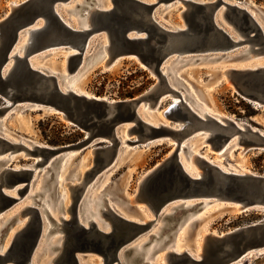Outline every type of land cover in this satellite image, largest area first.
Here are the masks:
<instances>
[{
  "label": "water",
  "instance_id": "95a60500",
  "mask_svg": "<svg viewBox=\"0 0 264 264\" xmlns=\"http://www.w3.org/2000/svg\"><path fill=\"white\" fill-rule=\"evenodd\" d=\"M72 1H75L74 7L91 6L86 27L66 23L62 17L60 10ZM179 1L184 5L179 15L181 27L174 28L154 16L158 3H173L174 0H109L110 5L106 8L99 7L97 0H21L10 3L8 12L0 17V98L3 101L0 115L22 108L52 111L86 131L87 141L96 144L92 149V165L84 169L77 182L68 184V217L60 219L61 243L49 264H80L79 258L89 253L100 258L97 264H138L139 261L151 264L146 259L142 261L143 246L153 236L150 230L156 220H161L158 235H165L163 245L171 240L187 216L211 202L227 205L239 213L249 209L264 212V172L224 169L203 156L200 149L198 154L188 157L189 139L194 136L205 134L200 148L208 147L206 149L221 153L233 136L243 150H264V134L232 116L199 115L196 107L191 108L188 104L193 98L179 93L181 87L177 77L171 82L177 85L173 88L167 81L168 72L163 70L164 62L169 58L187 59L177 65L179 67L187 62L215 59L231 51H237L235 57L245 56L247 52L264 53V31L242 0L231 3L224 0ZM219 3L226 8L221 22L215 20ZM256 13L264 24V11ZM38 23L40 25L35 26ZM25 31L29 37L19 55L13 49ZM236 36L239 38L234 39ZM101 37L106 41L103 60L99 48ZM90 46L97 47L92 54L97 56L84 71L97 62L101 68H107L119 58L130 56L154 76V82L136 96L113 100L62 89L59 73L30 64L32 58L59 48L72 51L66 59L68 72L78 66L81 69ZM243 48L245 52L241 53ZM10 60L12 63L7 68ZM224 73V80L237 95L264 105V65L228 67ZM172 97L178 101H170L164 108H159L162 99ZM145 104L153 112L160 109L164 122L145 121L140 115ZM124 125H127L128 136L124 139L125 145L165 142L170 146L164 156L139 177L130 201L124 200L126 207L129 203H139L151 217L138 221L104 203L103 214L109 228L100 229L91 219L84 225L77 215L84 187L96 174L99 175V171H105L117 161L118 132ZM66 147L43 144L27 147L0 136V151L7 148L10 153L21 148L24 153L49 157ZM187 162L190 168L186 166ZM34 167L2 169L0 212L23 195L33 181ZM6 170L16 178L7 180ZM22 178L26 179L23 188L16 185ZM14 186H17V196L7 192ZM25 212L28 214L25 223L0 252V264H33L31 256L40 240L43 221L36 204L25 207ZM42 213L51 221L46 209L42 208ZM15 216L0 227V241ZM52 231L47 228L44 237H49ZM141 238L147 239L138 251L135 244ZM263 252L264 217L224 233L206 232L198 257L184 250H169L167 264H248L251 256Z\"/></svg>",
  "mask_w": 264,
  "mask_h": 264
},
{
  "label": "rangeland",
  "instance_id": "374dc122",
  "mask_svg": "<svg viewBox=\"0 0 264 264\" xmlns=\"http://www.w3.org/2000/svg\"><path fill=\"white\" fill-rule=\"evenodd\" d=\"M19 1L21 0H0V17L8 12V5L10 3H18ZM103 1L104 0H102V2ZM242 1L246 6L247 4H253L260 7V9L263 8L262 11H264V0ZM74 3L75 1H72L66 6L64 5V8L63 10H60V13L67 23L69 22L75 26L76 24L78 25V18H80L82 13L78 11H66V9H70V7L73 8ZM168 3H158L154 12L155 18L167 25L177 27L181 26V24H179L181 23L179 15L181 13V9L184 8L182 3L174 1V4L172 3L170 6L165 5ZM84 8L87 7H83V10ZM73 9H75V7ZM77 9L79 8L76 7V10ZM260 20L263 23L261 18ZM39 23L36 24V26H39ZM227 28L229 29V27ZM230 32L232 35H235L233 31L230 30ZM24 35L28 36L26 31L21 38ZM21 38L19 39L18 44L20 43ZM237 38L239 37H236L235 39ZM102 41L104 43V38ZM90 47L91 48H89L85 53L87 57L84 60V66L72 74H67L65 76L66 79L64 83L72 80L73 74H76L79 76L74 78L75 81L73 84H79L80 89L85 90L94 96L118 100L136 96L150 87V85L154 82V76L150 75L144 66H142L135 58L130 56L119 58L111 67L107 69L101 68L100 63L97 62L84 71V68H86V66L97 56H92L97 47ZM93 49L94 51L92 52ZM244 50L245 48L242 49V52H245ZM61 51H63V49H54L46 54L34 57L33 61L36 60L34 62L37 64L43 67H48L50 71L60 69L63 73H65V55L67 52L71 53L72 51ZM236 53L237 51H231L219 58L195 61L193 63L187 62L179 66L175 70L176 77L181 87L180 91L185 94L187 93L193 98L195 102L192 104L200 103L211 113H218L230 117L232 116L243 120L252 128L258 129L264 133V105H260L258 103L256 104L255 102L253 103L249 99L237 95L231 85L224 80L226 78L224 74H222V70L225 68L223 67L224 65L238 67L239 63L247 62L249 59L256 61L262 60L264 59V54H261L260 57H252V54L248 52L245 56L235 57L234 55H236ZM212 56L213 54L210 55V57ZM182 62L183 61L177 63V61H175V64L179 65ZM219 71L222 78H219ZM170 101L171 99L169 98L162 99L159 108H164ZM2 104L3 101L0 98V105ZM155 114H157V117L162 118L161 112L159 113L157 111L154 115ZM0 126L10 139L21 142L27 147H30L31 144L37 143L54 147L67 146L65 150L54 153L49 157L42 154L25 155V153H23L24 151L21 150L16 152L14 151V153H11V156H13L11 162L5 168H28L35 165L33 170L38 172V170H40V168L44 165V170L38 173V180L35 181L32 189L33 192L31 194L35 191L38 192H36V194L32 197H28V199H30V202L31 200L33 202L34 199H38L42 196L41 199L43 200L46 198L45 193L51 192L50 203H56L60 198V207L68 205L67 203H69L70 200L68 186H65L64 188L65 195H61L58 198V191L61 189V180L59 179V183H55V181L57 177L59 178L62 176L64 177V182H73V180L76 181L77 173H79V177L83 173L84 169H87L92 165V149L96 144H94V142L90 143L87 141L88 138L86 131L78 129L72 123L62 119L58 114L53 113L52 111L42 109L39 112L34 108L11 109L10 111H7V115L0 119ZM124 126L121 128L119 135L121 132L123 133ZM204 136L205 134H202L201 136H194L189 139V144H193V153L195 150H197L198 153L200 152L199 149L202 150L206 157L210 158L220 167H222L224 163L233 167V169H247L257 173L264 172V150H243L242 147L238 145L236 136H233L229 140L231 145L224 149L221 153H216L215 151L206 149L208 147L200 148ZM169 147L170 146L165 142H162L161 144L153 142L145 146L123 144V147H121L119 151L117 161L112 166L105 169V171H99V177L97 176L98 179L90 191L93 193L100 191V193H103L102 198L108 197L112 199L115 202L116 208L126 214L136 216L141 219H144L148 215L151 217L150 213L145 210L144 207H134L133 205L135 202L133 204L129 203L126 207L124 200L127 199V201H130V194L134 191L139 177L142 176L146 170L156 164L164 156ZM67 151H70V155L64 157L63 154L65 155ZM13 165L18 166L14 167ZM224 169H227V167ZM36 171H33L32 173ZM4 175L7 180H11L10 178H16L15 175L10 174L9 170H6ZM25 182L26 179L22 178L18 181V183H16V185L23 188ZM40 186L41 188L39 189ZM26 200L27 198L18 200V202L11 205L10 208L7 207L1 211L0 216L9 217L15 214L18 212L23 203L26 202ZM262 217H264V212L262 211L249 209L245 212L239 213L232 211L227 205L211 202L201 211L195 213L192 217L195 218V220L187 225L183 229L184 231H179V233H181L178 237L183 245L189 246L188 248L193 249L196 247V249H199L201 237L205 232L214 231V233L218 234L224 233L235 227L256 221ZM21 218L22 217H19L17 222L14 223L15 225L13 223L8 225L6 232H8L7 230L9 227L17 226L19 221L22 220ZM158 221L161 225V220ZM6 232L2 235L1 241L3 239H5V241L7 240L8 235H6ZM175 232H177V230H175ZM175 232L174 234H176ZM57 235H60V233H54L53 236ZM141 239L140 241H143V238ZM154 242L155 241H153V243ZM44 254L46 253H42L41 256L47 258ZM83 257H91L90 259L92 263L97 261L98 258L96 255L91 253L86 254ZM157 262L159 264H163L161 260L156 259V263ZM248 264H264V252L256 256H251Z\"/></svg>",
  "mask_w": 264,
  "mask_h": 264
},
{
  "label": "bare ground",
  "instance_id": "6f19581e",
  "mask_svg": "<svg viewBox=\"0 0 264 264\" xmlns=\"http://www.w3.org/2000/svg\"><path fill=\"white\" fill-rule=\"evenodd\" d=\"M145 1H148V2H150V0H145ZM174 1H179V0H174ZM197 1H200V0H197ZM224 1H226L227 3H231V2H235V0H224ZM79 2V1H78ZM97 2H99V7H104V8H106V7H109V5H110V3H108L109 2V0H104L103 2H102V0H97ZM180 2V1H179ZM16 3V2H15ZM15 3H13V4H15ZM172 3H168V4H165V5H171ZM174 4V3H173ZM245 4V3H244ZM248 5H250V4H247V9H248V11H249V13L257 20V22L258 23H260V25H261V27H262V29H263V31H264V24L261 22V20H260V18H258V14L256 13V11H260V12H262V9H260V7H258V6H256V5H251V6H248ZM66 6V5H65ZM246 6V5H245ZM183 7H184V5H183ZM257 8L258 10H256V9H254V8ZM63 8H64V6H63ZM63 8H62V10H63ZM74 8V7H73ZM73 8H71L70 7V9H68V10H70V11H74V12H76V11H78V12H80V13H82L81 14V16H80V18H78V25L77 26H79V27H86L87 25H88V18H89V15H90V10H91V6H89V7H87V8H84V10H83V7L82 8H79V9H77L76 10V7H75V9H73ZM67 10V9H66ZM182 10H184V8L183 9H181V11ZM225 10H226V8H225V6L222 4V3H219V5L216 7V10H215V20H218L219 22H221V21H223V14H224V12H225ZM180 11V12H181ZM156 15V14H155ZM163 19V18H162ZM65 22H66V20H65ZM67 23V22H66ZM263 24V25H262ZM36 26V25H35ZM171 27H177V26H172V25H170ZM179 27H181V26H179ZM27 32V31H26ZM27 35H28V32H27ZM28 37L29 36H23L22 38H21V41H20V43L18 44V42H17V44L15 45V47H14V49H13V52H15V53H17V54H21L22 53V51H23V49H24V47H25V45L27 44V40H28ZM236 37H238V36H236ZM102 39H103V37H101V40H100V42H99V48H100V53L102 54V56H101V60H103L104 58H105V56H106V54L104 53V45L106 44V41H105V39H104V43H103V41H102ZM235 39V38H234ZM91 48V47H90ZM93 48H95V47H93ZM66 50H68V49H65V50H63V51H61V52H66ZM91 50V49H90ZM71 51V50H70ZM94 51V49L92 50V52ZM245 51V50H244ZM241 52H242V50H241ZM72 53V52H71ZM248 53V52H247ZM250 53V52H249ZM70 54V52H67L66 53V55H65V59H64V72L65 73H63V71H61L60 69H57V70H55V71H50V69L48 68V67H43V66H41V65H39V64H37L36 62H34V61H36V60H34L33 61V58L31 59V61H30V64L33 66V67H36V68H44V69H46L48 72H57V73H59V75H60V77L58 78V80H60L59 81V85H60V87L62 88V89H71V90H73V91H75V92H79V93H84V94H86V95H91V94H89L88 92H86L85 90H82V89H80V85L78 84V85H75V84H73L74 83V78H76V77H78L79 75H76V74H73V79L72 80H69L68 82H66V83H64V81H65V79H66V75L67 74H72V73H74L75 71H78L79 70V66L78 67H76L75 69H73L72 71H67V67H66V59H67V57H68V55ZM252 55V57H260V55L262 54H264V53H251ZM86 55V54H85ZM247 55V54H246ZM44 57V56H43ZM250 57V56H249ZM219 58V57H218ZM169 60V61H168ZM168 60H166V62H164V68H163V70L165 71H167L168 72V74H167V81H168V83L170 84V85H172V87L173 88H177L176 86L177 85H175V84H173V83H171L172 81H173V79H175V77H176V70L175 69H177L178 68V66H177V64H175V61H177V59H175V60H172L171 58H169ZM187 59H185V58H183V59H181L180 61H186ZM168 61V62H167ZM180 61H177V63L178 62H180ZM11 63H12V60H10L9 62H8V66H7V68L9 67V65H11ZM114 64V63H113ZM259 65H264V59H262V60H253V59H249L247 62H242V63H239V66H238V68L239 67H250V68H253V67H256V66H259ZM109 67H111V66H109ZM109 67H107V68H109ZM223 67H225V68H223V70H222V74H225L224 73V70L226 69V68H228V67H236V66H227V65H224ZM106 68V69H107ZM103 69H105V68H103ZM84 72V71H83ZM175 74V75H174ZM219 78H222L221 77V75H220V71H219ZM68 79V78H67ZM63 84H64V86H63ZM179 93L182 95V96H184L185 95V93L183 92H181L180 90H179ZM187 94V93H186ZM188 95V94H187ZM171 101H178V99L176 98V97H172L171 98ZM193 102H195L194 100H193ZM193 102H191V103H193ZM191 103H188L189 104V106L192 108H194V106L196 107V109H197V113L200 115L201 113H211V112H209V111H207L200 103L198 104V103H195V104H191ZM254 103V102H253ZM161 112V110L159 109H156L154 112H153V109H151V108H149V107H147V105L145 104L143 107H142V110H141V117L145 120V121H147V122H150V123H153V124H157L158 122H164L163 120H161V118H159V117H157V114H155L154 115V113L155 112ZM214 117H216V118H218V116L219 115H221V114H218V113H211ZM5 115H7V112H5V113H3V114H1L0 115V119H2ZM225 116H227V115H225ZM2 117V118H1ZM230 117V116H229ZM230 118H232V117H230ZM122 128V127H121ZM121 128H120V130H121ZM126 128H127V125L126 126H124V130H123V133L121 132V137H120V135H119V132H120V130H119V132H118V139H119V147L117 148V154H118V157H119V151H120V149H121V147H123V144H124V139L125 138H128V136L126 135ZM3 128L0 126V136L1 137H4V138H6V139H8L10 142H18V141H16V140H13V139H10L9 137H8V135H6L5 133H4V131L2 130ZM261 132V131H260ZM264 134V133H263ZM231 139V138H230ZM229 139V140H230ZM13 140V141H12ZM203 140V139H202ZM229 140L226 142V144H225V146H230L231 144H230V142H229ZM236 141H237V139H236ZM93 141H91L90 143H92ZM238 143V142H237ZM38 144V143H37ZM24 145V144H23ZM238 145H239V143H238ZM189 152H188V157H190V155L192 154H198V151L197 150H195L194 151V153H193V144L192 143H190L189 144ZM69 148V147H68ZM192 148V149H191ZM10 149H3V150H1L0 151V162H1V164H0V166H2V167H0V174H1V171H2V169L4 168V167H6L10 162H11V160H12V157L13 156H11V151H9ZM20 150H22L21 148L20 149H18V151H20ZM70 150V149H69ZM72 150V149H71ZM8 151V152H7ZM12 152H14V151H12ZM6 153V154H5ZM24 153V152H23ZM66 153V152H65ZM26 154H28V153H25V155ZM68 155H70V151H67V153L64 155L63 154V156L64 157H66V156H68ZM192 155H191V157H192ZM202 155L203 156H205L204 155V153H202ZM190 157V158H191ZM206 157V156H205ZM63 158V157H62ZM189 158V159H190ZM61 160V159H60ZM60 162V161H59ZM189 164V162H187V164H186V166L188 167V168H190V166L188 165ZM218 165V164H217ZM227 165V164H226ZM14 167H17L18 165H13ZM225 167H227V169H228V167H231V166H222V168H225ZM44 168H45V166L43 165V167H41L40 168V170H38V172L36 171V170H33V171H36V172H34V173H32V179H33V181H30V183H29V186L27 187V189H26V191L23 193V195L21 196V197H19L17 200H16V202H18V200H22V199H26L27 198V200H26V202H24L23 203V205L20 207V209L18 210V212H16L15 214H16V218H15V221L13 222V224L15 223V222H17V220L19 219V217H22L21 219L22 220H20L19 221V224L17 225V226H11V227H9L8 228V232H6V235H8V237H7V240L5 241V239H3L2 241H1V244H0V252H2L4 249H6V247L9 245V243H10V241H11V239H12V237H13V235H14V233L25 223V221H26V219H27V216H28V214L25 212V207H28V206H30V205H33V204H36L37 206H38V209H39V211L41 212L40 214H41V218H42V221H43V226H42V231H41V236H40V240L38 241V243H37V245H36V247H35V249H34V251H33V253H32V263L33 264H49L50 262H51V260H52V257L57 253V251H58V247H59V245H60V243H61V231H60V224H61V221H60V219L61 218H67L68 217V215L66 214L67 213V211H66V209H67V206L69 205V203H67L68 205H66L65 207H63V206H61L60 207V204H61V199L59 198L61 195H65V190H64V188H65V186H68V184L69 183H74V182H77L78 181V179L80 178V176L82 175H80L79 177H77V179H76V181L75 180H73V182L72 181H66V182H64V177L62 176V177H57V179H56V181H55V183L57 182V183H59L60 182V180H61V189H60V191H58V201L56 202V203H50V193L51 192H47V193H45V195H46V198H44L43 200L41 199V197L40 198H38V199H34L33 200V202H32V200H31V202H30V199H28V197H32L34 194H36V192H38V191H35L33 194H31L32 192H33V186H34V183H35V181L36 180H38L37 179V177H38V173L39 172H41V171H43L44 170ZM59 168V167H58ZM231 168H233V167H231ZM102 172V171H101ZM79 174V173H78ZM74 175V174H73ZM1 176V175H0ZM98 175L96 174L95 175V177L94 178H92L91 180H89L88 181V183L85 185V187H84V192H83V195H82V204H81V209H80V211L78 212V219H79V221L82 223V224H84V225H86L87 224V221L88 220H93L94 222H95V225L98 227V228H100V229H104V230H107L108 228H109V224H108V222L106 221V219L104 218V214H103V210H104V203L105 204H107V205H109L110 207H113V208H115L117 211H120V212H122L123 213V211H121V210H119V209H117L116 208V206H115V202L112 200V199H110V198H108V197H104V198H102L103 197V193H100V191H98V192H95V193H93L92 191H90V189H92V186L95 184V182L97 181V179H98V177H97ZM60 179V180H59ZM66 179H67V177H66ZM96 179V180H95ZM47 185V184H46ZM45 185V186H46ZM17 186H14V187H12L11 189H8L7 190V188H6V190H7V192L10 194V195H12V196H17L16 195V193H15V188H16ZM41 188V186L39 187V189ZM49 188V187H48ZM38 194V193H37ZM25 197V198H24ZM35 200H37L38 202L37 203H34L35 202ZM15 202V203H16ZM69 202H70V200H69ZM14 203V204H15ZM41 203V204H40ZM209 204V203H208ZM207 204H205L199 211H201L205 206H206ZM134 207L136 206V207H139V206H141L140 204H138V203H134V205H133ZM11 207V206H10ZM9 207V208H10ZM13 207V206H12ZM42 208H44V209H46L48 212H49V214H50V216H51V221L50 220H48L44 215H43V213H42ZM167 210H165V212H166ZM199 211H197V212H195V213H198ZM195 213L194 214H192V215H189V216H187V218L180 224V225H178V227L176 228V230H177V232H175L176 234H173V235H175V236H172V238H171V240H172V242H171V240H169L170 242H165L163 245H161L162 244V239H163V237L165 236L163 233H161V235H158V231H160V227H161V225L159 224L160 222L158 221V220H156V223L152 226V228H151V230H150V233H152L153 234V236H150L149 238H148V241H147V243L143 246V258H142V261H144L145 259L146 260H148L151 264H159L158 262L156 263V259H158V260H161L162 262H163V264H167V251H169V250H173V251H175V252H181V251H188L190 254H192V255H194L195 257H198V253L200 252V248L199 249H196V247H194L193 249H190V248H188L189 246H187V245H183L182 243H181V241L179 240V237H178V235L182 232V231H184L183 229L187 226V225H189L190 224V222H191V220H193V219H195V218H192L194 215H195ZM1 214V213H0ZM15 214H13V215H15ZM128 216L129 217H131V218H133V219H135V220H138V221H144L146 218H149L150 216L148 215V216H146L144 219H141V218H138V217H136V216H132V215H129L128 214ZM11 217H12V215L11 216H0V225H1V227L5 224V223H7L10 219H11ZM189 220V221H188ZM188 222V223H187ZM12 224V225H13ZM184 224H185V226H184ZM15 225V224H14ZM154 227V228H153ZM47 228H52L53 229V231L50 233L52 236H49V237H44V233H45V231L47 230ZM11 229V230H10ZM182 229V230H181ZM179 231H181L180 233H179ZM57 232H59L60 233V235H57V236H53L54 235V233H57ZM210 233H212V234H214V231H211ZM49 234V235H50ZM205 235H206V232L202 235V237H201V242H200V245H199V247H202V245H203V243L205 242ZM178 237V238H177ZM147 238H145L144 240H146ZM143 240V241H144ZM143 241H139V242H136V244H135V249L136 250H138V251H140L141 250V248H140V245H141V243L143 242ZM153 241H155L154 243H153ZM169 244V245H168ZM165 245H167V246H165ZM51 247V249H49L48 247ZM163 246H165V247H163ZM160 249V250H159ZM159 250V251H158ZM156 251H157V253H156ZM42 253H46V254H44V255H46L47 256V258L46 257H43V256H41V254ZM91 258V257H90ZM89 257H80L79 258V261H80V264H97V263H99V261H100V259H99V257L97 258V261H95V262H93L92 263V261H91V259H90ZM118 258H119V260H121V255L120 254H118ZM121 264H123V263H121ZM138 264H142V262L141 261H139L138 262Z\"/></svg>",
  "mask_w": 264,
  "mask_h": 264
}]
</instances>
